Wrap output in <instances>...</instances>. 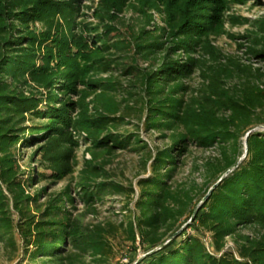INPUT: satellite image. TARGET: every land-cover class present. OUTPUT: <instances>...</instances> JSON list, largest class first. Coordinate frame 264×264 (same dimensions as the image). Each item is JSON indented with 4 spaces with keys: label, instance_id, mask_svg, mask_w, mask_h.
Wrapping results in <instances>:
<instances>
[{
    "label": "trees",
    "instance_id": "obj_1",
    "mask_svg": "<svg viewBox=\"0 0 264 264\" xmlns=\"http://www.w3.org/2000/svg\"><path fill=\"white\" fill-rule=\"evenodd\" d=\"M80 1L0 0V237L13 230L12 208L23 219L19 237L27 264H80L85 253L99 254L107 247L103 230L91 232L67 208L74 205L69 188L41 206L43 190L37 197L25 195L34 169L31 178L20 181L10 150L43 138L40 161L52 159L51 175L60 181L71 172L69 159L76 147L70 130L86 132L96 151L123 148L126 140L120 137L109 133L102 138L108 127H116L119 105L108 97L111 84L95 77L109 69L111 50L129 51L131 61L159 64L155 71L137 70V79L144 126L170 144L153 158L151 176L137 183L138 217L134 229L128 227L130 243L137 235L143 250L137 264H264V235L243 238L236 256L224 251L225 237L238 229L264 231V130L252 132L264 124L263 74L226 60L211 40L222 33L227 10L245 0H99L95 26L78 20ZM127 6L140 25L124 38L116 24ZM254 29L262 49L249 51L264 59V18ZM193 72L202 83L185 98V81ZM28 119L46 124L25 130ZM248 132L246 153L238 163L244 152L237 141ZM26 134L30 137L19 138ZM230 141L231 146H222ZM188 144H215L221 150L220 160L208 164L211 173L199 197L171 183L177 157ZM100 169L90 166L76 184L86 201L106 190L107 185L95 183ZM198 204L179 231L182 216L187 214L189 221ZM31 205L38 221L30 216ZM188 229L194 234L182 239ZM203 231L211 235L210 252L200 238Z\"/></svg>",
    "mask_w": 264,
    "mask_h": 264
},
{
    "label": "rangeland",
    "instance_id": "obj_2",
    "mask_svg": "<svg viewBox=\"0 0 264 264\" xmlns=\"http://www.w3.org/2000/svg\"><path fill=\"white\" fill-rule=\"evenodd\" d=\"M98 2L99 0H81L80 18L78 20L95 26L97 20L94 11ZM130 3H132V0H130ZM153 18L154 23L161 26L160 17L153 14ZM224 18L222 33L212 37V45L217 49L219 55L226 60L229 59L233 63L250 67L252 70L262 73L261 84L264 90V59L254 57L249 51L250 49H262L259 40L253 36L258 35V32L254 29L256 23L264 18V0H245L242 3H236L227 10ZM139 20L134 10L127 6L120 14L119 21L116 24L118 32L124 35L125 38L132 29H136L140 25ZM36 28L39 29V25ZM92 36L93 33L87 34V37L91 39ZM111 37L116 40L115 33H112ZM110 54L111 56L108 58L112 60V63H110L109 69L98 74L95 79L104 80L111 84L110 86L113 89L108 92V97L111 98L112 102L119 105V113L116 114L118 120L116 127H108L103 131L102 138L109 133L120 137L122 141L126 140L123 148H114L109 152H106V150L96 151L92 147L86 132L70 130L72 140L76 142V147L69 159L71 172L60 181L54 179L51 175L52 159L45 161L42 159L40 161L42 152L39 151V148L43 145V138L34 140L24 146L17 144L16 149L10 150L18 168V179L20 181L31 178L29 174L34 169L31 185L24 188L25 195L37 197L39 191L43 190V195H40L41 197L38 199V204L41 206L45 201L58 196L64 189L69 188L70 194L74 197V205L73 209L69 206L67 208L71 210L73 217L77 218L80 224L89 228L91 232L99 229L103 230V241L107 247L99 254L85 253L80 258V264H137L143 257L139 237L136 235L135 243L131 244L128 235L129 225H133L134 229L138 217L135 207L139 197L137 183L139 180L151 176L150 170L153 158L158 152L170 147L168 139L162 138V135L144 126L146 112L142 110L143 103L141 104V99L143 93L137 79V70L155 71L159 64L150 65L141 60L131 61L130 58H133V55L129 51L111 50ZM185 83L189 87L186 98L191 92L199 89L202 81L198 77V73L193 72ZM93 100L94 95H91L87 102L91 104ZM46 107V105H43L39 108L44 111ZM45 124L46 122L42 119L33 121L28 119L22 128L26 130ZM263 130L264 124L259 125L252 132H262ZM248 134L249 132L243 134L237 141L240 152H244L238 163L245 156V140ZM41 135L43 136V134L39 136ZM26 136L30 137L26 134L19 138L23 139ZM231 144L230 141L227 145L222 146L228 147ZM220 152V148L215 144L209 147L188 144L186 150L177 157L176 171L171 183L179 184L184 189L189 188L199 197L200 192L205 189L211 173L208 170V164L220 160ZM95 155H97L96 158ZM92 165L101 168L100 176L95 179V183H102L107 186L106 190L99 193L92 201H86L83 195L78 193L79 190L76 184ZM232 170H228L223 176L226 177ZM109 186L118 187L119 190L116 191ZM2 190L9 197L4 185ZM30 210V216H34L35 220L38 221L40 218L37 214H34L32 205ZM11 216L14 222L11 234L3 238L0 237V264H27L28 255L25 254L24 244L19 237L23 227V219L12 208ZM186 216L187 214L180 219L181 228L179 231L184 229L190 222L187 221ZM193 234V230L188 229L182 239ZM263 235L264 231L254 226L240 228L234 235L225 237L224 251L231 252L236 256V249L243 244V238L259 240ZM8 238L11 240H8ZM200 238L210 252L212 250L211 235L203 231Z\"/></svg>",
    "mask_w": 264,
    "mask_h": 264
},
{
    "label": "water",
    "instance_id": "obj_3",
    "mask_svg": "<svg viewBox=\"0 0 264 264\" xmlns=\"http://www.w3.org/2000/svg\"><path fill=\"white\" fill-rule=\"evenodd\" d=\"M248 135H246V137H247ZM246 153V152H245ZM225 176H223L210 190H209V192H208V194H207V196L210 194V192L215 188V186L224 178ZM206 196V197H207ZM205 199V198H204ZM204 199H203V201H204ZM197 208H198V205H197V207L195 208V210L193 211V213H192V216H191V219L189 220V221H191L192 220V218L194 217V215H195V213H196V210H197ZM175 236V234L172 236V237H174ZM172 237H170L169 239H171ZM164 245V244H163ZM163 245H161V246H159L158 248H156V249H154L153 251H156V250H158L159 248H161ZM152 251V252H153Z\"/></svg>",
    "mask_w": 264,
    "mask_h": 264
}]
</instances>
